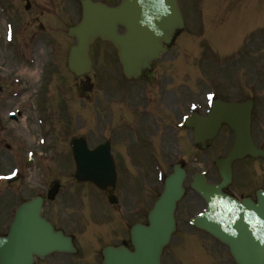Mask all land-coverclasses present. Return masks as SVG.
I'll list each match as a JSON object with an SVG mask.
<instances>
[{
	"label": "rangeland",
	"instance_id": "374dc122",
	"mask_svg": "<svg viewBox=\"0 0 264 264\" xmlns=\"http://www.w3.org/2000/svg\"><path fill=\"white\" fill-rule=\"evenodd\" d=\"M6 0H0V2H5ZM13 1V0H12ZM27 0H14V2H16V5L14 6V9H11V11H14L15 9H19V10H23V5L25 4ZM32 3V9L34 8L33 12L28 13V16L24 13L23 15L25 16V19L23 20H18V27H16L17 31H19V35L17 36L19 42L21 43V47L19 46V42L15 45H13V43L7 44L6 46V50H7V54H6V59H7V64H12L15 61H19L18 59V55H19V50H22L21 48L26 47L25 44V39L27 38L28 40L31 39V33L33 32L32 27H29L27 29V31L23 32L24 26H25V22L27 21L28 23L31 22L32 17L34 16L35 12H40L43 11V17L41 18V21L43 22L44 26L48 29V33L49 34L51 31H55L56 33L53 34L54 38H57V43H58V48H59V57L62 60V64L63 66L66 68V60H65V55L67 56V51H63L64 48L67 46H69V44L71 43V41L67 40V38L65 37V31L67 29V26L70 24L71 19L69 18L68 14H66V10H68V12H72L73 14H75V7L74 5L71 3L68 6H63L61 3V0H29ZM52 1V2H51ZM197 2V4L199 5V11H198V17L200 18L202 15L204 17H208L209 16V10L211 8H214L215 0H195ZM51 2V5H50ZM62 2L65 4L66 0H62ZM256 2H259V0H257ZM179 3L181 5V7H183L184 4L189 5L190 4V0H179ZM249 12L246 13V25L250 19L251 24L255 23V22H259V20L261 21V17H260V13H259V7H255V6H249ZM192 9H188L187 10V16L191 19L193 18V13H192ZM262 14L264 17V7L262 9ZM58 16L59 19H55V17ZM60 17H63L64 19H61ZM230 21L232 23H234V27L233 29L230 30L228 28L225 29H221L219 31V33L217 32L216 34H218V38L222 39L223 42L226 44L225 47H229V45L233 46L235 41L238 39V36L240 35V33L242 31H244L245 29H243L244 27V18L242 16H240L239 12H235L231 18ZM264 22V19H263ZM4 25L5 22H2V18L0 17V34H3L6 30H4ZM243 29V30H242ZM46 34H44L43 37L46 36ZM5 40V39H4ZM4 40H2V43H4ZM238 43V41H237ZM236 43V45H237ZM30 44V42L27 43V45ZM49 52V50H48ZM47 51H45V47L43 44H41L39 46V50H38V54L41 53L42 56V62L44 63V65H47L48 63L50 64L51 62L48 61L49 56H47V54H49ZM30 56H28L29 58ZM33 60L34 58L31 57ZM17 64V68L14 69L13 67L15 66V64L11 65V68L13 70H15L13 72L14 75H17V73H22V70L24 69L21 65ZM108 64V63H107ZM5 65V66H6ZM35 68V67H34ZM33 68V69H34ZM5 69V68H4ZM1 69L2 72H5L6 74L10 75V72L8 70H4ZM33 69H31V71H34ZM67 70V68H66ZM105 71L110 72L111 71V67L105 66L104 67ZM68 71V70H67ZM12 75V78H15L17 76ZM19 77V76H18ZM66 77L65 73L60 70V68L58 67H53L49 69V73L46 75L45 80L43 82V85L41 87V91L39 92V97H38V103L41 104L43 106L44 109V127H43V132H47L48 129H50V120H57V119H62V124L60 125V127L55 128V130L57 131H69L71 130V119L74 118L73 116V112H72V108H71V102H70V97H71V88H69L68 84L62 85L60 87V93L59 95H56V98L51 97V90L52 87L54 85L57 84L58 80H63ZM69 81L71 82L72 79L77 82L73 77L68 76ZM33 82H35V80L31 81V84H33ZM63 83V82H62ZM31 96L33 97V92L31 93ZM98 96L95 95L94 97L91 98V113H95V98H97ZM76 100V99H75ZM30 103H28L29 105ZM51 110H53L52 113H49ZM88 119V118H87ZM99 119H97L98 121ZM91 128H94V125H92L91 122ZM33 138V136H32ZM32 145H35V143L33 142ZM38 162V159H37ZM56 165L61 166V167H65L66 166V162H65V155L64 154H59L57 156V162ZM39 170L42 171L43 173V177L44 179H46V177L49 178V175H56V169L55 167H50V165H48V163H37L33 168H31L28 171V177L27 180L24 181L22 180L19 184L20 190L23 191L24 193H27L26 195L29 194H33V190L32 187L37 185V183H34L35 181V177L34 175V171ZM37 175H39V173L37 172ZM158 189V186H156Z\"/></svg>",
	"mask_w": 264,
	"mask_h": 264
},
{
	"label": "water",
	"instance_id": "95a60500",
	"mask_svg": "<svg viewBox=\"0 0 264 264\" xmlns=\"http://www.w3.org/2000/svg\"><path fill=\"white\" fill-rule=\"evenodd\" d=\"M92 13L94 14V16H97V17L101 18V20H104L103 23H98L97 21L92 19L90 21V23L87 24V26L77 30V33H76L77 36L79 38H85L86 41H89V39H91L95 36H101L103 38H109L118 44L119 38L116 34L115 28L111 27L107 20L110 19L111 22L117 23L118 21H120L119 13H108L107 11L104 12L102 10H93ZM108 17H109V19H108ZM140 18L143 20L141 15H140ZM137 40L138 39H136V41ZM123 44H122V46H123ZM124 48L127 51V53L125 54V60L129 65V69H131L132 66L129 62V59L134 58L133 51H132L133 46H131L129 44H125ZM78 57L81 59L84 58L85 63H86V58H85L83 53H79L75 59H77ZM262 251H263L262 254H264V244L262 247Z\"/></svg>",
	"mask_w": 264,
	"mask_h": 264
}]
</instances>
